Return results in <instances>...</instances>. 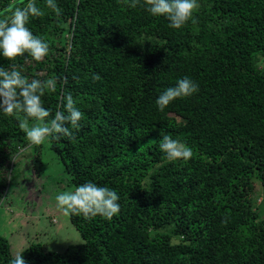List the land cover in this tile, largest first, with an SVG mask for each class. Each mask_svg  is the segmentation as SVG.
Instances as JSON below:
<instances>
[{
  "label": "trees",
  "instance_id": "16d2710c",
  "mask_svg": "<svg viewBox=\"0 0 264 264\" xmlns=\"http://www.w3.org/2000/svg\"><path fill=\"white\" fill-rule=\"evenodd\" d=\"M10 3L0 0V10ZM35 3L45 15L27 26L49 55H0V66L57 78L42 97L49 120L68 93L84 116L73 139L32 147L33 170L41 176L40 153L52 150L74 187H108L121 210L112 220L69 215L83 243L62 252L35 244L22 252L27 264H264L255 199L264 187V0H198L195 22L180 29L130 0H56L60 17ZM185 76L199 91L161 112L157 98ZM162 129L192 158L169 161ZM29 145L19 120L0 111V204ZM11 259L0 234V264Z\"/></svg>",
  "mask_w": 264,
  "mask_h": 264
},
{
  "label": "clouds",
  "instance_id": "9594fccd",
  "mask_svg": "<svg viewBox=\"0 0 264 264\" xmlns=\"http://www.w3.org/2000/svg\"><path fill=\"white\" fill-rule=\"evenodd\" d=\"M45 3L56 17L61 16L62 9L56 0H45ZM19 4L24 6H18L17 0H11L6 8L0 10V55L9 61H15L27 54L32 60L42 62L50 53V45L35 36L27 25L30 18L43 17L45 13L36 6L35 0H28L26 4L24 0H19ZM138 5L146 6L153 16L165 17L170 22L169 27L173 29H180L189 21L195 22L194 13L200 7L198 0H143L142 4L141 0H130V7ZM9 67L10 70L0 66V111L19 120V128L31 145H42L62 137L73 139V130L80 129L84 114L77 108L71 93L62 97L65 101L61 105L63 110L56 111L49 120L51 113L44 107L42 97L46 92H56L57 78L53 76L46 80H29L14 65ZM198 91V83L185 76L178 79L175 86L164 90L156 104L163 112L175 100L191 97ZM30 120L34 123L30 124ZM160 136V150L169 161H188L192 158L193 152L185 143L173 139L163 129ZM55 200L62 214L83 215L87 220L96 216L112 220L121 210L116 191L92 182L77 186L74 191H63L56 195ZM9 264H27V261L21 252H16Z\"/></svg>",
  "mask_w": 264,
  "mask_h": 264
},
{
  "label": "rangeland",
  "instance_id": "374dc122",
  "mask_svg": "<svg viewBox=\"0 0 264 264\" xmlns=\"http://www.w3.org/2000/svg\"><path fill=\"white\" fill-rule=\"evenodd\" d=\"M33 146L21 148L15 155L8 190L0 204V234L9 241L12 256L35 244L44 251L62 252L70 245L83 243L69 215L59 211L55 200L63 191H74L70 177L58 156L46 149L40 153L43 173L37 176ZM255 199L264 216V187L260 184Z\"/></svg>",
  "mask_w": 264,
  "mask_h": 264
}]
</instances>
